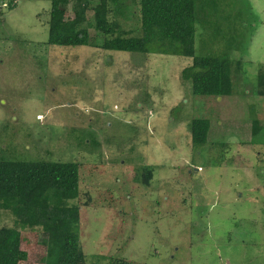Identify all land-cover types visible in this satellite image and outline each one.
<instances>
[{
	"label": "rangeland",
	"instance_id": "1",
	"mask_svg": "<svg viewBox=\"0 0 264 264\" xmlns=\"http://www.w3.org/2000/svg\"><path fill=\"white\" fill-rule=\"evenodd\" d=\"M51 7L0 0V155L82 164L87 264H264V0L197 1L196 54L231 60L233 94L217 98L183 78L192 57L48 44ZM125 13L138 31L139 7ZM195 118L211 121L201 146ZM41 235L24 234L23 264L46 263Z\"/></svg>",
	"mask_w": 264,
	"mask_h": 264
},
{
	"label": "trees",
	"instance_id": "2",
	"mask_svg": "<svg viewBox=\"0 0 264 264\" xmlns=\"http://www.w3.org/2000/svg\"><path fill=\"white\" fill-rule=\"evenodd\" d=\"M197 1L131 0L129 5L127 0H52L47 43L192 57V65L183 69L182 76L191 81L193 93L215 98L229 96L234 91L231 60L226 56L196 54V23L200 20ZM134 5L140 12L138 31L122 28L114 17L118 13L125 16ZM90 28L104 34L101 44ZM257 94L264 96V64L259 71ZM262 123L253 120V137L264 130ZM210 128V119H193V145L207 143ZM81 167L76 161L11 159L0 155V217L7 212L14 218L12 226L0 218V264H23L28 260L29 251L24 246L28 231L44 237L45 264H87L81 245ZM154 167L144 165L133 176L149 184ZM112 264L132 263L118 259Z\"/></svg>",
	"mask_w": 264,
	"mask_h": 264
}]
</instances>
